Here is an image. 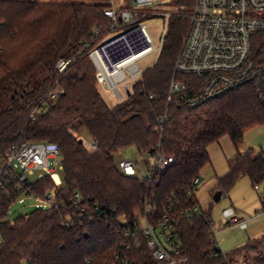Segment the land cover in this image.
<instances>
[{
    "label": "trees",
    "instance_id": "obj_1",
    "mask_svg": "<svg viewBox=\"0 0 264 264\" xmlns=\"http://www.w3.org/2000/svg\"><path fill=\"white\" fill-rule=\"evenodd\" d=\"M179 2L188 13L195 0ZM111 6L110 0H0V159L14 144L54 142L63 165L57 190V201L63 204L38 207L13 221L9 209L21 192L0 179V264H113L117 253L134 264H166L153 258L143 239L128 250L121 243L119 218H133L146 197L157 206L152 219L168 215L178 220L177 235L189 264H264V235L229 253L214 254L215 201L199 208V184L194 183L210 162L208 146L224 135L230 136L237 154L229 160V171L219 176L218 190L227 194L245 176L253 184L264 183L263 155L239 148L248 129L264 126V86L260 91L248 84L196 108L177 97L169 104L174 77L185 84L182 95H192L203 82L190 73H175L189 22L173 14L155 64L133 81L126 99L108 103L89 52L115 33L104 13ZM251 42V58L264 63V30ZM69 54L76 59L65 72L56 73L58 59ZM40 68L46 75L36 81ZM52 91H57L55 98ZM37 107L40 113L32 119ZM166 112L162 125L159 118ZM80 131L98 144L96 150L80 142ZM159 147L175 159L159 183L120 171L117 160L123 150L134 148L144 155ZM53 185L47 175L29 188L42 197ZM75 191L94 218L66 227L64 217L74 216L77 209ZM196 205L199 209L188 216Z\"/></svg>",
    "mask_w": 264,
    "mask_h": 264
},
{
    "label": "built area",
    "instance_id": "obj_2",
    "mask_svg": "<svg viewBox=\"0 0 264 264\" xmlns=\"http://www.w3.org/2000/svg\"><path fill=\"white\" fill-rule=\"evenodd\" d=\"M158 0H125L119 7L111 6L104 10L109 17L110 29L115 32L101 45L89 52L100 84L114 91L120 101L123 94L120 85L127 81H134L145 71L139 65L140 59L157 52V58L161 52L168 31L171 13L165 15L167 20L166 33L159 45L149 32L144 16L148 14L144 7ZM178 15L187 19L189 29L184 39L183 46L175 64V73H190L202 79V85L192 95H182L185 84L172 79L168 103L174 98L182 99L190 108H196L204 103L219 99L226 94L248 84L264 86V63H256L251 58L252 37L264 30V0H195L188 13ZM99 32L98 29H95ZM140 31L146 37L148 46L140 51L133 48L129 34ZM124 39L132 48V53L120 60L113 59V51L109 47ZM106 49L107 56L102 52ZM76 59L74 54L64 55L58 59L55 65L56 73H63ZM55 98L57 91L50 93ZM177 95V96H176ZM150 97L157 98L151 94ZM41 107L32 112V119L40 113ZM168 113L159 118L160 124H165ZM84 145L89 150H96L98 144L90 139L83 138ZM260 154L264 159V139L260 146ZM173 157H167L157 148L156 152L140 155L138 157H119L117 160L120 171L126 175L143 174L142 179L150 183H159L160 174L173 162ZM43 170H47L44 173ZM58 170H63L61 162V150L54 142H24L14 144L7 154L0 159V179L7 186H14L24 194H36L30 190V184L50 175L54 185L40 197L46 199L48 208L60 207L63 203L57 201V190L61 182ZM39 171L38 179L32 180L30 175ZM195 184H199V177L195 178ZM261 185L254 184V189H260ZM191 194V192H190ZM72 200L77 207L74 216L66 215L63 224L66 227L73 226L83 217L94 218L93 213L82 205L80 192L75 191ZM264 200V189L262 201ZM98 209V207L96 206ZM194 206L187 213L192 215L198 210ZM157 214V206L146 197L142 201V207L133 218L122 215L119 225L122 235V245L126 250L139 246L142 239L145 240L149 251L156 261L166 264H189L188 256L182 254V243L178 239V220L165 215L152 219ZM255 214H264V209ZM223 225H239L245 229L248 226V217L238 214L233 206L223 210ZM214 251L219 255L221 250L217 244ZM113 264H134L129 257L121 253L115 255Z\"/></svg>",
    "mask_w": 264,
    "mask_h": 264
},
{
    "label": "rangeland",
    "instance_id": "obj_3",
    "mask_svg": "<svg viewBox=\"0 0 264 264\" xmlns=\"http://www.w3.org/2000/svg\"><path fill=\"white\" fill-rule=\"evenodd\" d=\"M113 1H115L114 2L115 5L117 4L116 5L117 7L123 2V0H113ZM185 8L186 6L183 5V3L179 2V0H158L157 2H154L144 7L145 11H147L148 14L144 16L143 20L146 22L149 32L151 33L154 42L157 45L161 43L163 36L166 33L167 20L165 15L169 13L178 15L179 13H183L182 9ZM129 39L131 40L133 48L136 51H140L149 45L146 40V37L143 34H141L140 31H134L130 33ZM109 50L113 51V59L115 61L120 60L123 57H126L132 53L131 46L124 39L120 40L116 44L111 45L109 47ZM102 52L107 56L106 49H104L103 47H102ZM157 56H158L157 52H154L140 59L139 61L140 67L144 70L152 67L157 60ZM45 75L46 72L44 71V69L40 68L39 70H36L34 80L41 81L45 77ZM98 88L100 93L108 101V103L116 104L120 102V100L116 98L114 91L112 89H109L103 84H100ZM119 88L123 94V98L121 100L123 101L133 92V81L125 82L122 85H120ZM2 109L3 107L0 106V111ZM77 136L81 138L84 137L86 139H89L85 131H80L79 135L77 134ZM244 139H245L244 147H242L241 149L246 151L248 149L255 150L254 152L258 154L260 152V146L263 143V139H264V126L258 125L248 129L245 133ZM120 156L131 158V157H138L139 154L136 152L134 148H127L121 152ZM43 171L44 173L48 172L47 170H43ZM38 173L39 171H36L35 174L30 175V178L32 180H37ZM57 173L59 175L60 182L62 185L63 182L62 170H58ZM137 176L141 178L143 177V174L141 172H138ZM261 188L264 189V183L261 185ZM38 207L48 208V203L46 199L35 197L33 195L24 194L20 196L16 200V202H14L11 205L8 213V219L13 221L15 218L19 217L20 215L26 214ZM262 218L264 219V215H262ZM249 224H251V221ZM249 230H250L249 228L244 230L239 225H230L225 229L219 231L217 226H214V231L216 233L218 244L221 250L225 253H229L232 250L246 244L249 237L248 235ZM262 235H264V232H262L260 236Z\"/></svg>",
    "mask_w": 264,
    "mask_h": 264
},
{
    "label": "crops",
    "instance_id": "obj_4",
    "mask_svg": "<svg viewBox=\"0 0 264 264\" xmlns=\"http://www.w3.org/2000/svg\"><path fill=\"white\" fill-rule=\"evenodd\" d=\"M110 2L117 7L115 1L110 0ZM244 140L239 146L240 150L244 147ZM207 150L210 162L201 171L196 193L199 208L202 209H207L214 201L213 196L218 190V178L229 171V160L237 154V148L229 135H224L218 141L211 143ZM262 191V188L254 189V184L248 176L240 178L227 194L223 193L219 202H215L211 215L213 226H217L219 231L228 227L223 225V210L233 206L238 214L248 217V226L244 229H250L248 239L260 236L264 232L262 218L264 214L257 216L255 212L263 208Z\"/></svg>",
    "mask_w": 264,
    "mask_h": 264
},
{
    "label": "water",
    "instance_id": "obj_5",
    "mask_svg": "<svg viewBox=\"0 0 264 264\" xmlns=\"http://www.w3.org/2000/svg\"><path fill=\"white\" fill-rule=\"evenodd\" d=\"M83 139H80V142H82ZM223 196V192L221 190H217L216 193L213 196V199L215 202H219Z\"/></svg>",
    "mask_w": 264,
    "mask_h": 264
}]
</instances>
